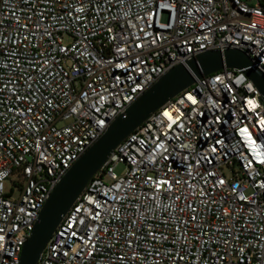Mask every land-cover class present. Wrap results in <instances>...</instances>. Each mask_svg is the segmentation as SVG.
I'll return each instance as SVG.
<instances>
[{"label": "built area", "instance_id": "obj_1", "mask_svg": "<svg viewBox=\"0 0 264 264\" xmlns=\"http://www.w3.org/2000/svg\"><path fill=\"white\" fill-rule=\"evenodd\" d=\"M228 49L264 73V0H0V264L20 263L50 193L137 98ZM37 264H264L255 86L223 69L165 103L88 182Z\"/></svg>", "mask_w": 264, "mask_h": 264}, {"label": "water", "instance_id": "obj_2", "mask_svg": "<svg viewBox=\"0 0 264 264\" xmlns=\"http://www.w3.org/2000/svg\"><path fill=\"white\" fill-rule=\"evenodd\" d=\"M223 69L241 71L255 86L264 103V73L256 67L253 59L241 51L228 49L223 52H204L184 65L174 67L119 115L56 185L39 212L37 223L22 248L19 264H37L62 218L113 151L131 133L196 80Z\"/></svg>", "mask_w": 264, "mask_h": 264}, {"label": "rangeland", "instance_id": "obj_3", "mask_svg": "<svg viewBox=\"0 0 264 264\" xmlns=\"http://www.w3.org/2000/svg\"><path fill=\"white\" fill-rule=\"evenodd\" d=\"M115 173L120 176L124 173V167L123 166H118L115 168ZM8 190V185L5 184V191ZM17 195V191L13 190V196H16Z\"/></svg>", "mask_w": 264, "mask_h": 264}]
</instances>
